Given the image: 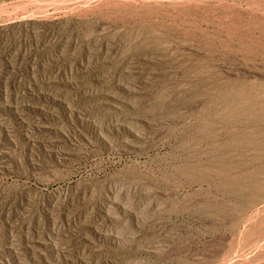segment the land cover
Here are the masks:
<instances>
[{
	"label": "rangeland",
	"instance_id": "rangeland-1",
	"mask_svg": "<svg viewBox=\"0 0 264 264\" xmlns=\"http://www.w3.org/2000/svg\"><path fill=\"white\" fill-rule=\"evenodd\" d=\"M0 264H264V0H0Z\"/></svg>",
	"mask_w": 264,
	"mask_h": 264
},
{
	"label": "bare ground",
	"instance_id": "bare-ground-1",
	"mask_svg": "<svg viewBox=\"0 0 264 264\" xmlns=\"http://www.w3.org/2000/svg\"><path fill=\"white\" fill-rule=\"evenodd\" d=\"M256 143V142H255ZM256 145V144H255Z\"/></svg>",
	"mask_w": 264,
	"mask_h": 264
}]
</instances>
